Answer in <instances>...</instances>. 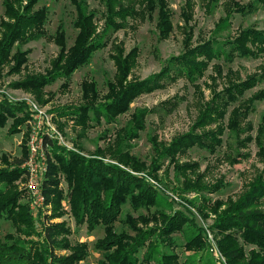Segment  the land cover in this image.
<instances>
[{
  "label": "rangeland",
  "instance_id": "obj_1",
  "mask_svg": "<svg viewBox=\"0 0 264 264\" xmlns=\"http://www.w3.org/2000/svg\"><path fill=\"white\" fill-rule=\"evenodd\" d=\"M84 1L96 13L97 32H101L105 24L102 0ZM167 3L172 12L168 37H159L156 12L148 15L141 9L140 15L130 20L127 27L108 31L102 40L104 47L93 53L69 79L59 78L37 91L30 80L46 76L51 70L52 61L59 53L54 39L57 32H64L68 48L77 35L73 24L76 12L70 0H41L36 7L46 8L48 12L45 36L14 45L10 61L17 50L27 52V61L19 71H12L14 61L0 69V101L25 105V117L23 113L17 115L18 127L9 119L0 128V171L19 169V175L12 178V186L20 194L19 204L28 207L37 226L46 221L45 217H49L51 223L63 222L70 230L71 245L86 244L88 255L80 264H98L102 259L103 252L96 249L95 244L104 236V227L89 231L86 224L76 223L63 176H59L58 185L63 192L60 203L63 214L51 218L57 213L51 203H46L42 191L50 151L47 144L44 145L45 136L67 151L118 165L145 180L156 191L154 206L134 209L127 203L115 223V232L125 234L138 246V260L145 257L153 244L158 250L155 257L160 253L175 255L176 264H225L212 229L217 218L213 207L217 202H236L260 176L264 180V158L259 149H264V97L256 99L258 92H264V52L257 57H235L231 62L223 57L212 60L204 75L196 81L185 78L169 81L160 89L143 93L129 105L127 113L109 121L88 111L86 128L75 122L77 116L71 111L88 102L83 95L84 82L93 81L99 92V101L91 106L104 102L107 82L114 80L116 72L111 56L119 47L124 55L133 48L138 51L137 65L127 78L130 82L160 72L166 61L183 52L186 35L193 45L208 40L223 45L246 28L264 29V8L259 0H167ZM239 8L254 9L240 13ZM3 15L0 0V21ZM249 77L258 82L226 110L221 122L226 127L221 136L222 144L214 152L193 145L175 153L174 160L163 157V150L176 138L191 131L201 134L217 126L195 128L198 114L213 91L219 92ZM116 153L127 154L131 160L121 163ZM3 186L0 183V189ZM224 208L223 205L219 212ZM259 209L264 211V198ZM167 216L183 218L179 219L182 222L180 231L169 236L175 244L172 247L161 246L165 237L157 235ZM193 224L201 228L209 243L205 251L185 250L186 241L194 234ZM18 226L1 217L0 240L10 234L24 238L18 234ZM245 249L249 251L255 247ZM60 254H68V251Z\"/></svg>",
  "mask_w": 264,
  "mask_h": 264
},
{
  "label": "trees",
  "instance_id": "obj_2",
  "mask_svg": "<svg viewBox=\"0 0 264 264\" xmlns=\"http://www.w3.org/2000/svg\"><path fill=\"white\" fill-rule=\"evenodd\" d=\"M41 0H2L4 15L0 21V69L14 61L12 71H19L27 61V52L17 50L10 61V54L15 44L23 45L40 39L46 34L48 12L46 8L37 9ZM215 1V0H213ZM75 8L76 18L74 27L77 35L71 47L65 43L63 31L57 32L55 42L59 47L57 58L52 61L51 70L46 76L33 80L34 89L41 91L44 86L53 81L69 79L82 65L86 64L93 53L102 49V40L108 31H118L127 27L130 20H135L142 11L148 15L156 12L159 37H168L172 25V12L167 0H102L104 6V28L97 32L95 12L90 10L84 0H70ZM264 8V0H259ZM138 5L140 8L138 9ZM239 8L240 13L252 12ZM184 50L180 55L171 57L157 74L144 80L128 82L127 78L137 65L138 51L131 49L124 55L122 48H117L111 56L116 72L114 80L107 82V92L103 96L104 102L97 106L91 103L99 101V92L93 81H86L82 85L83 95L88 100L87 105L73 109L76 123L86 128L89 119L88 111L96 116L111 120L129 110V105L143 93H150L162 88L165 83L185 78L190 82L196 81L204 75L209 62L221 57L231 62L235 57H257L264 52V29L249 27L241 31L232 40H226L223 45L214 40L193 45L186 35ZM226 45V46H224ZM228 47V49H226ZM29 82V81H28ZM258 80L254 77L230 84L221 91H213L204 109L199 112L195 128L217 124L196 134L193 131L176 138L163 150V157L174 160V154L182 152L188 146L198 145L210 152L222 144L221 136L225 126L221 124L228 107L238 101L244 93L252 89ZM22 83V82H21ZM26 84L23 82L22 85ZM264 97V92H258L256 99ZM24 104L0 101V128L9 119L20 125L17 115L25 117ZM27 115V114H26ZM24 119V118H22ZM21 119V120H22ZM16 127V129H17ZM14 129V130H16ZM49 147L47 153V172L42 184V191L46 203H51L54 212L51 218L63 214L60 207L63 192L58 189L59 176H63L68 187V199L72 215L77 224H86L89 231L98 226L104 227V236L97 240L95 247L103 252L98 264H176L177 256L159 254L153 244L148 248L145 257L138 260V247L125 234L115 232L122 207L129 203L134 209L150 208L157 202L156 191L139 176H134L118 165L104 163L96 158H88L75 152L67 151L44 138V145ZM261 155L264 158V149ZM51 155V156H50ZM123 163L131 157L127 154H114ZM23 161V160H22ZM20 161V162H22ZM133 164H136L133 162ZM19 169L14 171H0V218H5L13 225L19 224L18 234L24 238L7 235L0 240V264H80L88 255L86 244L71 245L68 240L70 230L61 223H51L49 217L37 226L29 214L26 205L19 204V192L12 186V178L19 175ZM264 198V180L260 176L250 189L236 202H217L213 211L217 218L212 226L215 233L217 250L225 259V264H264V211L259 209V203ZM225 208L219 212L222 206ZM176 216L164 218L157 235L164 236L161 243L168 247L175 246L169 238L170 234L180 231L182 222ZM194 234L188 238L185 250L205 251L209 246L204 239L201 228L193 224ZM34 236L38 239L29 240ZM255 249L246 251L245 247ZM136 248V249H135ZM68 251V254H60Z\"/></svg>",
  "mask_w": 264,
  "mask_h": 264
},
{
  "label": "built area",
  "instance_id": "obj_3",
  "mask_svg": "<svg viewBox=\"0 0 264 264\" xmlns=\"http://www.w3.org/2000/svg\"><path fill=\"white\" fill-rule=\"evenodd\" d=\"M42 199V198H41Z\"/></svg>",
  "mask_w": 264,
  "mask_h": 264
}]
</instances>
